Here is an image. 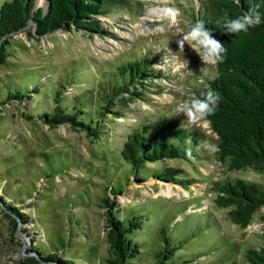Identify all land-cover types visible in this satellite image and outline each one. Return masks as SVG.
Returning a JSON list of instances; mask_svg holds the SVG:
<instances>
[{"label":"rangeland","instance_id":"1","mask_svg":"<svg viewBox=\"0 0 264 264\" xmlns=\"http://www.w3.org/2000/svg\"><path fill=\"white\" fill-rule=\"evenodd\" d=\"M202 1L126 0L99 17L103 34L72 28L37 38L27 26L9 38L0 63V194L21 207L28 222L11 237L9 220L0 213V264H35L44 255L70 264H107L106 198L121 207L124 219L143 216L131 235L142 254L127 264H154L165 244L162 232L171 246L180 243L168 264H246L247 249L264 248V205L241 228L228 220V208L213 204L211 191L214 181L229 177L264 184V173L228 170L214 153L200 162L157 160L135 171L120 154L140 119L177 114L191 90L216 74V65L203 64L187 44L179 50L176 42ZM46 3L37 0L38 6ZM169 8L180 10L179 23L171 22ZM142 55L152 59L159 77L148 79L144 100L131 102L126 116L103 117L97 139L67 124L49 128L38 118L52 110L58 89L66 88L62 104L71 111L70 95H82L103 80L102 72ZM193 127L215 144L208 124ZM154 171L196 181L181 186L154 178ZM111 189L121 193L113 196Z\"/></svg>","mask_w":264,"mask_h":264},{"label":"trees","instance_id":"2","mask_svg":"<svg viewBox=\"0 0 264 264\" xmlns=\"http://www.w3.org/2000/svg\"><path fill=\"white\" fill-rule=\"evenodd\" d=\"M46 1L44 7L38 6L37 0L0 2V63L8 56L9 38L27 26H31L32 34L37 38L72 28L89 34H103L105 31L99 17L106 16L111 9L124 7L126 0ZM250 8L259 11L261 24L250 27L246 33L226 34L225 22L243 16ZM190 20H202L227 49L224 61L216 64V74L202 79L199 87L190 93V96L203 98L202 94L211 89L219 96L215 114L208 117V129L216 136L215 144L219 147L214 154L228 170L252 169L264 173V0H239V3L236 0H203L199 8L190 13ZM151 63L152 59L142 55L118 64L111 71L102 72L103 80L96 82L94 87L82 95H70L71 111L62 104L66 89L63 86L55 93L52 110L38 118L49 128L67 124L74 131L84 132L87 138L97 139L103 117L122 118L130 111L131 102L144 100L145 91L149 89L148 79L159 77ZM16 97L10 96L9 99ZM87 108L91 112L85 117ZM205 140L200 129L185 123L177 114L163 115L155 120L143 118L129 129L120 154L135 171L147 163L164 159L200 162L209 153L201 147ZM189 149L191 158L186 155ZM162 174L154 171L152 176L181 186L196 181L179 182L174 178L166 179ZM211 191L215 194L213 204L228 208V220L241 228L248 226L254 213L264 205V184L259 182L229 177L214 181ZM110 192L113 196L121 193L113 192V189ZM102 207L108 241L106 263L127 264L140 257V246L131 235L141 228L143 216L122 218L121 207L113 198L104 199ZM20 210L21 207L0 194V213L9 220L11 237L20 224L28 222ZM162 236L165 244L155 254L154 264H168L180 248V243L171 246L164 232ZM40 258L34 259L35 264H40L41 260L70 264L54 255ZM245 259L246 264H264V248L247 249Z\"/></svg>","mask_w":264,"mask_h":264},{"label":"clouds","instance_id":"3","mask_svg":"<svg viewBox=\"0 0 264 264\" xmlns=\"http://www.w3.org/2000/svg\"><path fill=\"white\" fill-rule=\"evenodd\" d=\"M239 3V0H236ZM173 24L179 23L182 13L177 8H169L166 10ZM262 22L259 11L255 8H250L243 16L225 22L226 34L246 33L250 27L260 25ZM187 30L182 34V38L176 42L179 50H184L187 44L200 58L203 64L216 65L222 63L225 59L227 49L224 44L216 39L212 30L206 28L202 20L195 22L186 21ZM203 98L192 95L182 100L176 107L177 114H183L186 117L188 124L192 126H200L201 123L209 124L208 117L215 114L219 96L209 89L202 94ZM203 147L209 153L219 151L217 144L211 143L208 140L202 142ZM186 155L191 158V150H186Z\"/></svg>","mask_w":264,"mask_h":264},{"label":"bare ground","instance_id":"4","mask_svg":"<svg viewBox=\"0 0 264 264\" xmlns=\"http://www.w3.org/2000/svg\"><path fill=\"white\" fill-rule=\"evenodd\" d=\"M39 1V0H38Z\"/></svg>","mask_w":264,"mask_h":264}]
</instances>
